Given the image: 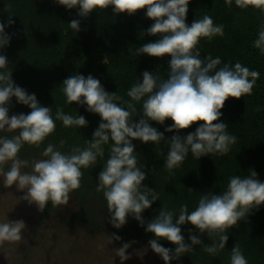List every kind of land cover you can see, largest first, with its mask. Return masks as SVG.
I'll use <instances>...</instances> for the list:
<instances>
[{
  "label": "clouds",
  "instance_id": "clouds-1",
  "mask_svg": "<svg viewBox=\"0 0 264 264\" xmlns=\"http://www.w3.org/2000/svg\"><path fill=\"white\" fill-rule=\"evenodd\" d=\"M190 0H56V3L67 9L78 8V16L88 17L97 10L111 7L114 15L126 13L135 15L146 9V17L154 23L146 30L149 36L159 37L154 42L145 43L136 49V55H147L154 58L170 57L168 77L161 79L158 74L144 71L142 82L135 83L127 92L130 101L122 106L117 101L122 98L108 93L99 79L91 75H70L62 82V92L68 104L77 103L87 106V111L98 114L101 118L87 147H73L70 153H63L55 145L49 143L43 150V159L28 161L21 159L22 147H39L41 143L56 129L55 120L62 121L65 127H86L88 121L84 116L76 117L65 114L57 107L55 120L50 107L41 106L35 94L15 85L12 71L8 70V59L0 54V132L18 135L0 136V178L5 188L16 186L17 191L25 192L18 200L35 204L43 211L51 202L53 208L66 206L70 194L81 187L82 168L96 164L98 157L104 156L103 145L112 141L110 154L103 169L99 172L95 191L103 194L106 200L110 223L116 229L127 223L129 215L136 219L140 226H145L142 213L159 199L155 190L143 184L146 173L138 166L133 140L147 143H160L165 140L164 133L150 126V121L164 124L168 119L173 122L165 132H179L188 129L198 122L200 126L186 137L173 135L169 143V151L165 159V167L171 171L179 167L189 152L199 159L209 154L226 155L237 137L227 131L228 125L219 122L229 98L239 100L251 95L259 79L260 73L250 70L237 62L234 65L224 64L219 57L211 55L200 58L197 48L201 38L209 40L222 36L223 25H215L213 19L204 15L194 20L189 26L186 23ZM228 6L232 0H225ZM238 8L253 7L264 12V0H235ZM14 20L11 15L8 25ZM69 27L79 32L80 21L73 19ZM11 37L5 33V25L0 22V49L9 44ZM253 47L264 54V25L261 26ZM131 53V49H129ZM105 62V61H104ZM15 97L17 103L28 106V114H13L9 117V105ZM143 101V116L138 122L131 118L136 112L133 102ZM61 141V146H63ZM8 170L5 171V166ZM30 168V171L22 169ZM249 175L229 178L226 190L220 194L205 193L199 198L195 210L189 212L187 204L179 209L176 215L163 207L159 214L147 222L145 231L154 234L148 241L151 250L159 255L164 264H170L183 254L192 251L195 245L203 244L199 236L189 230L190 244L185 243L181 225L190 223L200 234L217 236L218 243L204 245V251L215 256L225 248L229 239L227 230L239 221L245 220L254 210L264 205V182L258 179L254 170ZM189 191H192L189 189ZM178 216V219L174 217ZM26 229L23 220L0 222V249L5 243L18 244L23 241ZM109 243L119 241L121 237L113 233L108 236ZM167 240L175 245V249L163 247L159 241ZM124 243L114 249L115 256L121 264L131 259L127 250L131 244ZM143 251L136 254L141 255ZM230 264H248L239 244L231 250Z\"/></svg>",
  "mask_w": 264,
  "mask_h": 264
},
{
  "label": "trees",
  "instance_id": "trees-1",
  "mask_svg": "<svg viewBox=\"0 0 264 264\" xmlns=\"http://www.w3.org/2000/svg\"><path fill=\"white\" fill-rule=\"evenodd\" d=\"M78 11V8L67 9L56 3V0H0V22L4 23L5 33L11 37L9 44L0 49V54L8 59V70L12 71L15 85L29 94H35L41 106L50 107L54 120L57 107H60L65 114L74 117L82 115L88 121L86 127L79 128L65 127L62 121L55 120V131L39 147L25 144L19 153L21 159L30 162L43 159L42 152L49 143L67 154L73 147H87L88 141L92 140L101 118L98 114L88 112L86 105L75 102L70 105L66 102L61 85L70 75H91L99 79L108 93L116 92L122 98L117 103L125 107L123 102L131 100L127 96L128 90L138 81L142 82L144 71L158 74L161 79L168 77L170 57L154 58L135 54L139 46L159 38L146 34V30L154 23L146 17V9L131 16L126 13L114 15L111 7L94 11L88 17L78 16ZM10 15L14 20L12 25H8ZM204 15L210 16L215 25H223L224 34L210 40L201 38L197 45L200 58L211 55L221 59L218 67L239 62L260 73L251 95L239 100L229 98L221 109L219 122L228 125L227 131L237 137L236 143L223 156L209 154L197 159L189 152L179 167L169 171L164 166L169 151L167 140L173 135L186 137L195 132L202 122L179 132H165V128L173 123L171 119L162 125L150 121V126L164 133L165 140L158 144L132 141L138 166L146 173L143 184L154 189L159 197L142 213L145 226H140L129 215L122 228H114L109 222L110 214L102 192L95 191L99 172L110 154L111 140L103 145L104 156L98 157L96 164L81 169V187L70 194L76 202V208L66 217V223L76 224L86 234L92 235L100 234L106 227L110 236L115 233L121 237L119 241L114 240L118 244L127 243L136 236L149 241L155 237L145 231L146 224L163 207L178 215L180 207L187 204L191 212L197 207L202 194L222 193L230 177H245L250 174L249 170H254L258 179L264 182V54L253 47V41L264 25V12L253 7L238 8L235 0H232L231 6L225 0H190L186 23L190 26ZM73 19L80 21L79 32L69 27ZM146 98L133 102L136 112L131 118L134 122L143 116L142 105ZM30 111L28 106L12 98L9 117L13 114H28ZM3 135L10 137L14 134L0 132V136ZM61 141L64 142L63 146ZM56 209L49 202L42 211L43 218ZM180 227L186 244L191 243L189 230L199 236L203 244L193 246L192 251L172 260L170 264H230L231 250L236 243L248 264H264V205L227 230L229 239L225 248L215 256L205 252L204 245L218 243L217 236L200 234L190 223ZM159 243L173 250L176 247L167 240H160Z\"/></svg>",
  "mask_w": 264,
  "mask_h": 264
},
{
  "label": "rangeland",
  "instance_id": "rangeland-1",
  "mask_svg": "<svg viewBox=\"0 0 264 264\" xmlns=\"http://www.w3.org/2000/svg\"><path fill=\"white\" fill-rule=\"evenodd\" d=\"M9 134L16 135L17 131ZM7 170L8 165L5 166ZM24 194L17 191L15 185L5 188L0 178V222L23 220L26 225L22 242H6L0 249V264H121L113 250L123 244L109 243L108 228L104 227L100 234L92 235L86 234L76 224L65 222L76 208L72 195L68 205L58 207L54 213L43 218L35 204L18 200ZM132 241L135 243L127 250L131 259L123 264H164L162 258L151 250L147 239L136 236L127 243ZM138 251H143L142 258L136 254Z\"/></svg>",
  "mask_w": 264,
  "mask_h": 264
}]
</instances>
